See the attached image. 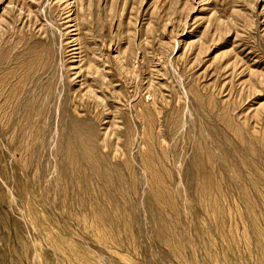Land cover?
<instances>
[{
  "label": "rangeland",
  "instance_id": "obj_1",
  "mask_svg": "<svg viewBox=\"0 0 264 264\" xmlns=\"http://www.w3.org/2000/svg\"><path fill=\"white\" fill-rule=\"evenodd\" d=\"M0 264H264V0H0Z\"/></svg>",
  "mask_w": 264,
  "mask_h": 264
},
{
  "label": "bare ground",
  "instance_id": "obj_2",
  "mask_svg": "<svg viewBox=\"0 0 264 264\" xmlns=\"http://www.w3.org/2000/svg\"><path fill=\"white\" fill-rule=\"evenodd\" d=\"M118 1V0H117ZM141 2V1H140ZM115 3V2H114ZM118 4V2L117 3H115V4H112L113 6H112V8H110V11L109 10H107V11H109V12H106V14H105V17L103 18V16L101 17V20L99 19V21H102V18H103V20H104V22H103V24H110V23H112V22H114V19L115 18H117L118 17V12H117V7L116 6H118L117 5ZM127 5V4H126ZM91 8H92V6H90ZM89 8V7H88ZM86 10V9H85ZM89 10V9H88ZM91 12L92 11H90V13L89 14H91ZM88 14V15H89ZM98 14V13H97ZM85 15H87V14H85ZM92 15V14H91ZM104 15V14H103ZM87 19V18H86ZM116 20V19H115ZM162 23V21L160 20V18H157V19H155V22H154V24L156 25V28H155V31H159L160 30V28H161V24ZM87 24V23H86ZM89 24V23H88ZM99 24V23H98ZM105 27V26H104ZM101 33V32H100ZM118 34V33H117Z\"/></svg>",
  "mask_w": 264,
  "mask_h": 264
}]
</instances>
